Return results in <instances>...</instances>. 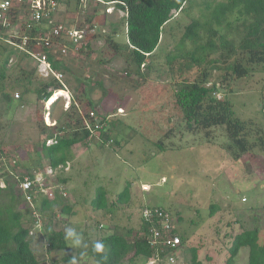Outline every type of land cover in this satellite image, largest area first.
Wrapping results in <instances>:
<instances>
[{"label": "rangeland", "instance_id": "374dc122", "mask_svg": "<svg viewBox=\"0 0 264 264\" xmlns=\"http://www.w3.org/2000/svg\"><path fill=\"white\" fill-rule=\"evenodd\" d=\"M205 1L219 0H193L190 9L173 13L159 49L136 73L127 58L128 51L122 48L116 53L105 42L107 37L119 46L126 42L123 12L106 11L105 5L90 0L84 3V8L81 4L77 6L75 0H60L54 20L84 30L92 24L95 36L88 32L86 41H90V47L82 52L67 41L65 56L54 49V57L71 65V74L59 71L65 86L62 91L70 98L53 96L51 100L55 99L56 103L49 108L34 89L51 78L41 77L34 70V62L23 58L20 52L9 57L4 80L0 78V145L16 159L17 173L31 174L46 165L41 149L51 131L46 128L45 117L58 129L68 119L74 124L72 107L78 110L79 117H84L91 111L89 99L97 113L111 121L109 136L117 145L103 147L98 142L97 149L92 146L91 163L78 171L77 177L89 187L88 195L90 187L94 192L99 185L108 187L110 198L122 192L126 185L132 191L129 204L118 205L111 218L93 211L88 202L80 203L73 217L63 214L59 206L69 203L73 196L66 186L65 196L54 200H62L60 205L42 212L37 208L33 215L11 181L7 186L9 192L0 194V209L6 212L14 206L7 193L20 197L15 209L22 215V225L31 232V248L40 264H52V261L71 264L73 257L77 264H96L87 253L93 243L114 231L112 227H117L119 233L138 230L140 211L145 206L168 211L176 234L184 240L180 250L196 248L198 259L204 264H225L232 239L243 229L258 228L260 238L264 236V144L257 140L261 135L264 139V64L247 65L248 75L244 78L225 76L218 71L209 78L208 86L217 87V99L228 100L236 117L253 125L249 142L254 147L239 160H234L226 149L229 140L224 127L188 133L174 104V85L168 76L165 56L173 50L176 35L192 20L200 18ZM87 17H91L90 23L85 21ZM8 41L9 38L0 39V68L8 52L14 49ZM21 72L29 74L33 81L28 94H23L14 83L21 79ZM59 87L63 89L62 85ZM2 92L10 95L11 102L3 100ZM15 95L19 98L15 99ZM117 141H124L121 149ZM69 168L68 165L63 171ZM45 169L41 173L45 174ZM142 185L149 186V191L143 192ZM211 207H215L213 215ZM36 218H41V225L35 224ZM49 223L64 236L66 228H75L83 237L80 247H73L65 239L64 250L47 252L45 228ZM180 255L179 250L174 253L175 264H189V253L183 254V260ZM247 260L245 247L240 249L233 264H248ZM135 264L146 263L139 259Z\"/></svg>", "mask_w": 264, "mask_h": 264}, {"label": "trees", "instance_id": "16d2710c", "mask_svg": "<svg viewBox=\"0 0 264 264\" xmlns=\"http://www.w3.org/2000/svg\"><path fill=\"white\" fill-rule=\"evenodd\" d=\"M56 1L59 5L60 0ZM90 1L102 3L106 10L111 8L113 12L115 9L123 12L126 42L119 46L111 37H107L105 42L108 41L116 53L122 48L127 50V58L135 67L136 73L159 49L164 29L173 19V13L184 11L186 8L190 9L194 3L193 0ZM75 2L77 6L80 4V0H75ZM17 14L18 17L21 16V19L26 18L23 10L18 11ZM85 21L90 23L91 17H87ZM89 27L93 28L94 26L90 24ZM37 31L38 28L35 26H31L29 29L22 27L18 31L20 34L15 36L17 38L9 37L7 34H4L3 38H9L10 41L20 44L22 36L27 35L30 37L27 43V48L30 50L34 41L32 38L37 34ZM93 35L95 36V34ZM175 41L173 50L165 56V65L168 76L174 85V104L182 114L181 123L184 129L188 133H192L199 130L207 131L218 126L224 127L229 140L226 149L234 160H239L254 147L249 142L250 130L253 125L236 117L228 100L217 99L216 85L209 87L208 84L211 73L214 71L224 72L225 76L231 74L236 78H244L248 75L247 65L264 64V0L205 1L200 18L187 24L181 34L176 35ZM68 44L66 43L67 47ZM89 47L90 41L86 42L79 51L88 50ZM15 52H20L23 58H30L27 53L15 47L12 51L10 50L0 68L2 81L5 77L4 71L9 57ZM54 53V50L48 51V62L53 70L71 74V65L62 62L59 58L55 59ZM36 69L37 64L34 62V70L36 71ZM51 79L35 85L34 91L38 94L39 100L46 101L59 88V84ZM14 83L23 94L31 92L29 88L33 85V81L29 74L21 72V79L15 80ZM2 97L6 103L12 100L10 95L5 92H2ZM55 103L56 101L50 107ZM87 103L92 111L97 112L96 107L89 99H87ZM72 109L75 113L72 114L75 117L74 124H72V120L68 119L63 121L64 124L61 123L62 126L59 129L55 125L46 127L51 131L48 139H53L55 143L48 146L43 143L41 152L46 160L45 166L53 170L65 167L73 159L71 147L78 143H84L90 137V132L84 124L85 117L88 116L87 113L84 114V117H79L78 110L74 107ZM102 118L104 126L100 131L101 145L106 146L110 140L113 145H117L116 141L109 136L108 129L111 121L106 117L102 116ZM257 133L261 132L257 130ZM257 140L260 141V144H264L263 135L258 136ZM159 144L163 149L164 145L161 142ZM39 162L41 161L39 160ZM45 166L42 165L36 170L42 171ZM63 170V168L57 170L54 181L65 185V180L62 179ZM129 189L130 185H126L123 191L115 196L113 205H128L130 202ZM3 191H8V188H0V194H3ZM6 195L9 196L10 202H13L14 206L6 212L0 209V264H40L31 248L29 229L22 225V215L15 209V203L19 201L20 197L16 198L8 193ZM57 205H60V202L43 200L39 205V210L46 211ZM89 205L93 211L107 209L106 193L102 187L95 189L94 197ZM211 210V215H213L215 207H211ZM60 211L66 215L73 213L68 206H61ZM149 226L150 223L143 221L140 217L138 230L127 229L123 233L114 230L108 233L98 241L104 245L103 252L94 251L95 242L88 250V256L96 264H135L139 259L145 261L155 252L149 246L146 238ZM172 232L176 234L177 231L173 229ZM45 233V240L48 244L47 252L64 250L67 247L64 234L60 230L54 229L51 223L46 226ZM260 235L258 228H252L243 229L234 236L225 264H233L240 249L245 247L248 248V264H264V236L260 238ZM180 240L183 245V238ZM184 253H189V264H204L198 259L196 248L181 250L180 258L182 260ZM63 260L69 261L70 259L64 258ZM61 262L52 261V264H62Z\"/></svg>", "mask_w": 264, "mask_h": 264}, {"label": "built area", "instance_id": "2783aa9c", "mask_svg": "<svg viewBox=\"0 0 264 264\" xmlns=\"http://www.w3.org/2000/svg\"><path fill=\"white\" fill-rule=\"evenodd\" d=\"M86 1L80 0L83 8ZM57 8L58 2L56 0H0V39L3 38L4 34L9 37H15L22 27L26 29L31 28V26L37 27L38 31L32 38L34 41L30 50L27 48L30 38L27 35L22 36L20 44L10 40L8 42L13 47L29 55L30 59L37 64V70L41 77L44 79L52 78L63 86V89L61 87L58 89L65 91V86L62 84L63 75L54 71L49 64L48 51L56 49L61 56H65L68 52L66 41L78 51L86 44L87 34L90 33L93 36L94 27H88L84 30L80 27L67 26L64 23L56 22L53 16L54 14L56 15ZM109 9L111 12V8L106 11ZM21 10L25 11L26 19H21V16L18 17L17 13ZM60 84L59 86H61ZM66 97L69 99L67 94ZM14 98L18 99L19 96L15 95ZM87 115L84 124L85 128L90 132L88 140L94 138L97 142H101L100 131L104 126L102 116L92 110ZM46 120L47 117L44 119L47 126H54L55 123L51 121L48 123ZM111 142L110 140L106 146L112 145ZM53 143H55L53 139H47L45 144L48 146ZM67 166L68 164L59 168L65 170ZM16 168V159L12 157L9 150L4 146H0V188H7V185L12 181L15 184L16 192L19 193L23 202L28 205V210L33 211V215H35V209L38 208L39 210V205L43 200L52 201L58 196H65V185L54 181L59 168L53 170L45 167V174L41 173L44 169L43 171L35 170L30 174L17 173ZM31 175L32 177H30ZM8 178H11V180H8ZM141 190L147 192L149 191V186L142 185ZM140 217L143 221L150 223L146 238L149 246L155 250L145 260V263L175 264L176 259L173 255L176 251H181V240L177 234L172 232L175 229V225L170 213L162 208L146 206L141 210ZM40 219L36 218L35 224L41 225ZM29 235H31L30 230Z\"/></svg>", "mask_w": 264, "mask_h": 264}, {"label": "crops", "instance_id": "0c3cea01", "mask_svg": "<svg viewBox=\"0 0 264 264\" xmlns=\"http://www.w3.org/2000/svg\"><path fill=\"white\" fill-rule=\"evenodd\" d=\"M92 140H93V142H92ZM86 141L88 143H85V144L78 143V144H75L71 147L73 159L68 163L70 168L67 171H63L62 179L65 180V186L71 190V194L73 195L70 198L69 203H67V201H66L64 204L61 205V206H68L72 209L73 213L71 215H67L69 217L70 216L73 217L76 214L75 211L80 206L79 205L80 203H82L83 205H86V202L90 203V201L93 199L94 194H95V190L93 192L92 191L93 189L90 187L91 194L88 195L87 190L89 189V187L86 188L87 185L85 184V182L80 181L78 179L79 177H77L78 171L81 172L83 170V168L87 167V165L91 163L89 161V158H91L90 153H89V151L91 150V147L93 146L97 149V147L95 145L98 144V142L94 138H92L90 140H86ZM123 142L120 143V141H119V148L120 149L124 145ZM103 147H108V146H103ZM88 154L90 157L88 156ZM76 185H78L79 189L76 187ZM97 187H102L104 189V191L106 193V200L108 202L107 209L105 211H98V212L103 213L104 216L106 215L105 217L109 218V216H110V218H111V217H113L114 212L117 210L118 205H120V204H114L113 205V201H114L115 197H113V198L109 197L108 187H103L101 185H99ZM68 193H70V192H68ZM75 193H77V194H75ZM129 195H130V201H131L132 191H130V189H129ZM56 202H63V201L58 199ZM61 206H59V208H61ZM89 207H90V205H89ZM112 228L114 230L117 229V227H112Z\"/></svg>", "mask_w": 264, "mask_h": 264}, {"label": "clouds", "instance_id": "9594fccd", "mask_svg": "<svg viewBox=\"0 0 264 264\" xmlns=\"http://www.w3.org/2000/svg\"><path fill=\"white\" fill-rule=\"evenodd\" d=\"M65 239L71 242L73 247H80L83 237L81 234L77 233L75 228H66L65 229ZM104 250V245L101 242H96L94 244V251L97 253H101ZM71 264H77V260L75 257L71 259Z\"/></svg>", "mask_w": 264, "mask_h": 264}, {"label": "bare ground", "instance_id": "6f19581e", "mask_svg": "<svg viewBox=\"0 0 264 264\" xmlns=\"http://www.w3.org/2000/svg\"><path fill=\"white\" fill-rule=\"evenodd\" d=\"M55 94V95H54ZM64 94V95H63ZM66 94H67V96L69 97V95H68V93H66V92H63L62 90H57V92L55 93H53L51 96H50V98L49 99H46V108H49L50 107V105L51 104H53V102L55 101V99L54 100H51V99H53V96L55 97H57L58 96V98L62 95V96H66ZM57 98V99H58ZM70 98V97H69ZM56 99V100H57ZM70 102V100H68V103Z\"/></svg>", "mask_w": 264, "mask_h": 264}]
</instances>
